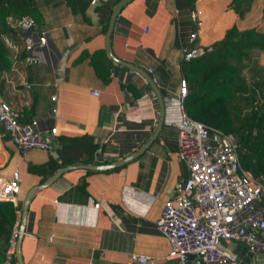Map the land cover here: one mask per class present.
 Masks as SVG:
<instances>
[{"label": "crops", "instance_id": "1", "mask_svg": "<svg viewBox=\"0 0 264 264\" xmlns=\"http://www.w3.org/2000/svg\"><path fill=\"white\" fill-rule=\"evenodd\" d=\"M35 1L51 53L28 66L26 89L33 95L28 116L42 129L50 123L46 135L52 144L46 150L20 153L0 127V176L9 178L16 167L19 177L13 224L18 220L19 228L24 194L44 181L31 166L51 157L60 167L70 168L29 199L19 247L23 264H137L130 261L131 252L149 257L146 264H202L194 256L184 263L168 257V242L153 226L163 201L187 175L175 153L182 48L191 31L205 46L232 25L239 30L264 29V0H253L243 18L228 7L229 0H195L192 8L185 0H130L120 8L110 33L111 50L145 72L150 69L164 112L154 141L134 159L107 170L74 166L111 163L133 153L150 136L157 119L155 96L140 75L117 65L102 83L88 59H78L81 53L104 48L101 28L115 2ZM191 11L198 12L197 24L190 19ZM15 36L21 39L20 32ZM257 60L264 66V51ZM127 84L138 94L126 89ZM12 87L10 95L27 104V95ZM89 89L100 90L99 96L89 95ZM225 247L238 255L240 264H264L261 255L248 254L239 244Z\"/></svg>", "mask_w": 264, "mask_h": 264}, {"label": "built area", "instance_id": "2", "mask_svg": "<svg viewBox=\"0 0 264 264\" xmlns=\"http://www.w3.org/2000/svg\"><path fill=\"white\" fill-rule=\"evenodd\" d=\"M197 13L191 11L189 15L196 24ZM8 20L21 33L25 64L32 66L45 61L51 53L47 38L43 31L34 29L31 17L23 15ZM196 34V31H191L187 45L182 48V59L185 61L210 50L209 45L189 47ZM146 71L149 73L150 69ZM186 92V82L182 78L175 96L178 110L175 153L185 164L187 175L175 185L172 196L163 201L153 223L154 229L168 242L167 256L179 263H184L185 255H191L198 257L202 264H240L238 255L225 247L231 242L241 245L246 253L259 254L264 259L262 178L253 177L240 166L233 136L185 114L183 102ZM88 93L98 97L100 90L89 89ZM0 127L20 153L33 149L46 150L48 147L45 136L48 137L46 133H50L51 129H42L36 119L19 121L17 112L1 98ZM18 180L16 167L9 178L0 176V201L14 203ZM17 222L11 227L1 264H13L14 243L20 233ZM129 259L137 264H146L149 257L131 252Z\"/></svg>", "mask_w": 264, "mask_h": 264}, {"label": "trees", "instance_id": "3", "mask_svg": "<svg viewBox=\"0 0 264 264\" xmlns=\"http://www.w3.org/2000/svg\"><path fill=\"white\" fill-rule=\"evenodd\" d=\"M185 1L192 8L195 0ZM252 2L229 0L228 7L238 18H243ZM23 15L31 17L36 31H42L43 15L35 0H0V98L17 112L19 121L30 122L32 118L28 114L33 110V95L26 89L28 65L24 62V42L15 36L16 30L8 20ZM105 28L106 23L101 28L102 33ZM196 38L189 47L200 46ZM209 46V51L180 62L187 89L184 112L191 119L233 136L240 166L253 177H261L264 183V66L256 60L257 54L264 51V29L239 30L232 25ZM85 57L102 83L108 82L109 69L118 67L107 57L104 48L91 54L81 53L78 59ZM19 72L23 73L22 78ZM12 84L15 90L27 95V104H19L16 97L10 95ZM125 87L134 95L138 94L131 85ZM47 128L50 130V123ZM59 167L60 164L49 157L31 166L30 171L40 174L41 182ZM15 213L16 206L10 201H0V264ZM13 264H16L14 259Z\"/></svg>", "mask_w": 264, "mask_h": 264}, {"label": "water", "instance_id": "4", "mask_svg": "<svg viewBox=\"0 0 264 264\" xmlns=\"http://www.w3.org/2000/svg\"><path fill=\"white\" fill-rule=\"evenodd\" d=\"M130 0H117L114 5L112 6L109 15H108V19H107V24H106V28L104 31V35H103V44H104V49L105 52L107 54V57L114 62L117 65H120L124 68H127L129 70L134 71L135 73H137L138 75H140L145 82L148 84V86L150 87V89L152 90L155 99H156V104H157V119H156V124L150 134V136L144 141V143H142L140 145V147L134 151L133 153L119 159L116 160L114 162L111 163H106V164H100V165H75L74 167H82V168H86V169H92V170H107V169H112L118 166H121L123 164H125L126 162L134 159L136 156H138L140 153H142L147 147L148 145L154 141V139L157 137L159 130L162 126L163 123V112H164V107H163V101H162V97L160 94V90L158 89V87L155 85V83L153 82V80L151 79L150 75L145 72L143 69L129 63L126 62L118 57H116L114 55V53L111 50L110 47V33H111V29L114 23V19L116 17V15L119 13L120 8L127 3ZM45 140L47 142V146L48 148H51V144L52 141L50 139V137H46L45 136ZM67 168L70 167H60L57 170H55L47 179H45L42 183H40L39 185H35L32 186L30 189H28V191L24 194V197L22 199V203H21V208H20V223H19V234L17 235L16 239H15V243H14V248H13V259L15 261L16 264H23L22 259L20 257V253H19V247H20V239H21V233L23 230V221H24V216H25V212L27 209V205L29 202V199L32 195V193L40 188V187H44L46 185H48L53 179H55L61 172H63L64 170H66ZM193 256L191 255H185V259H191ZM195 260L200 261V259L198 257H195Z\"/></svg>", "mask_w": 264, "mask_h": 264}, {"label": "rangeland", "instance_id": "5", "mask_svg": "<svg viewBox=\"0 0 264 264\" xmlns=\"http://www.w3.org/2000/svg\"><path fill=\"white\" fill-rule=\"evenodd\" d=\"M261 6H262L261 7V12H262V18L261 19H264V3ZM260 28H262V27H260ZM257 56H258V54H257Z\"/></svg>", "mask_w": 264, "mask_h": 264}]
</instances>
